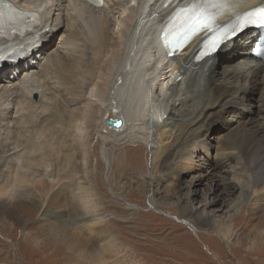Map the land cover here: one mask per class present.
Masks as SVG:
<instances>
[{"label": "rangeland", "instance_id": "rangeland-1", "mask_svg": "<svg viewBox=\"0 0 264 264\" xmlns=\"http://www.w3.org/2000/svg\"><path fill=\"white\" fill-rule=\"evenodd\" d=\"M114 23L112 19L111 33L120 30L118 26L114 28ZM64 27L58 36L54 34V47L61 43V35H67L66 24ZM79 32L80 36L85 34ZM238 47L241 50L243 45L238 44ZM81 51L78 47L75 57L61 55L58 62L49 59L51 52L42 63L44 66L45 61L50 60L41 74L50 79L54 95L61 96L57 97L56 105L51 100L46 101L51 107L47 121L35 126L28 119L22 129L11 125L9 131L15 134L10 135L7 144L5 138L9 131L6 128L0 131V145L6 146L12 140L19 146L0 149V184L4 185V179L10 175L15 179L16 169L24 172V177L19 175L21 184H17L16 189L23 203L22 210L16 213L17 217L15 213L7 219V215H0V256L10 260L9 264H112L109 261L113 259L105 258L109 248L118 254L121 264H264V241L260 238L264 235V182L260 181L257 188L260 194L244 202L241 186L249 178L241 170L243 164L223 166V154L235 151L227 148L229 141L237 140L250 122L262 121L259 112L264 100V77H260L255 90L246 95L247 109L233 108L223 119L218 114H208L203 130L191 134L189 138L193 141L188 144L186 140L181 141L182 136L177 132L173 142H180L181 147L174 145L170 161L164 167L160 160L152 162L155 149L149 143L157 139L148 140L145 117L141 121L144 128L130 126L125 135L122 134V144H116L110 130L100 127V132L96 133L89 120L81 128L73 121V116L65 112L70 99L79 101L76 106H83L95 85L102 88L103 99L108 104L109 88L104 83L119 65L115 57L106 55L103 68L90 54L83 55ZM242 59L241 53L231 57L220 55L216 79L223 78L227 66L231 70L243 66ZM32 100L36 105L41 102L38 94H34ZM106 107H93L90 116L102 119ZM13 113H17L16 107ZM24 135H30L34 142L28 149L20 144L24 142ZM47 146L50 147L46 151ZM105 155L110 156V163H106ZM15 161L20 163L19 168ZM10 166L14 167V173ZM263 176L264 165L258 178ZM51 195L56 197L57 205L48 209ZM189 199L199 210L207 202L216 201L207 210L214 220L211 227L198 229L187 221L184 204ZM64 233H70L81 246L75 247L73 241L66 243L61 239ZM0 264L7 263L2 260Z\"/></svg>", "mask_w": 264, "mask_h": 264}, {"label": "bare ground", "instance_id": "bare-ground-1", "mask_svg": "<svg viewBox=\"0 0 264 264\" xmlns=\"http://www.w3.org/2000/svg\"><path fill=\"white\" fill-rule=\"evenodd\" d=\"M0 2L7 3L10 6L19 22H23L28 16H32L37 22L30 29L20 30L14 34L11 32L6 35L0 34V51L5 49L8 43H19L17 52L0 62V131L5 128L6 131H9L11 125L13 127L19 126L22 129L24 128V121L28 119H31L35 126H38L49 118L51 107H48V101L51 100L56 105L57 97L60 99L61 96H58L59 94L54 95L56 92L50 86V79L41 74L46 71V66L51 63L50 60L47 59L44 66H42V63L47 58V54L54 50L55 45H53L52 39L54 34L58 36L65 28V24L67 35H59L61 43L54 47L55 50L49 55V59L58 62L60 56L65 54L75 57V50L80 47L83 55L87 52L91 55L92 60L99 65L106 64L104 60L106 55H109L110 58L115 57V60L119 63L117 70L111 75L107 83H104L107 86L106 88H109L108 104L103 99L102 88L99 89L95 85L89 96L85 97L86 100L83 106H76L78 100L70 99L67 105L65 104L67 106L64 107V109L66 108L65 112L68 111L73 116V121L80 124L81 128L86 124V120H89L93 126V131H96V133L100 132V127L110 130V135L115 138L114 141L118 144H122L120 142L121 137H123L122 134L130 126L134 125V128H141L140 126L143 125L141 124L142 118L145 117L149 130L148 140L150 137L152 138L151 142L157 139L154 142L155 144L149 143V146L155 149L152 162L160 160L163 162L164 167L167 166L174 145L180 144L181 147L180 142H173L177 132H180V136H182L181 141L186 140L188 144L193 141L189 138L191 134H194L198 129L203 130L206 125L204 118L208 114H210L208 116L218 114L223 119V116L233 108L240 106L247 109L248 107L245 106L246 95L256 88L259 78L262 77L263 79L264 77V57L254 52L255 48L252 49L254 44L256 45L259 42V37L264 36V24L255 25L242 32L233 44L223 49L214 59L196 60L204 36H198L174 60L163 55L159 43V35L169 25L175 11L178 8L189 6L192 2L203 3L207 11L215 17V24L227 27L238 17L264 6V0H103L101 5H95L93 1L88 2L85 0H0ZM46 14L48 15L47 19ZM112 19L115 20L114 28L118 26L120 29L117 33V30L111 33ZM78 32L85 34L80 36ZM237 43L243 45L241 50ZM36 53H39L37 57ZM240 53L243 55L240 62L244 65L236 70H231V67L227 66L225 75L221 69L224 76L221 80H217L218 57L220 55L231 57ZM88 61L90 62V57ZM238 65L240 66V64ZM233 67L236 68L237 66ZM81 86L79 85V87ZM105 90L107 91V89ZM34 94L39 95L41 102L38 105L34 104L32 100ZM65 94L67 93L65 92ZM70 106L74 107L70 108ZM99 106H107L106 112L102 119L101 117L98 120L93 119L90 116L91 110L93 107L97 108ZM15 107L17 113H13ZM39 110L41 111L39 112ZM259 113H261L259 115L262 121L258 123L256 121L250 122L246 128L244 127V133L237 140L231 143L229 141L227 146L228 149L235 151L223 154V166H227L228 163H237L236 166L243 164L241 170L248 175L249 180H246L245 185L242 184L241 186L242 191H244V202L260 194L257 188L260 181L264 182V176L261 177L262 179L258 178L264 165V100ZM62 117L64 116L62 115ZM119 117L123 118L126 124L123 131H114L105 124L106 119ZM236 126L238 127V125ZM142 128L144 127L142 126ZM81 130L83 131V129ZM13 133L15 134V131H9L6 135V144L8 143L7 139H10V135ZM23 137L25 139L24 142L20 143L21 146L26 147L25 149H28L30 145L33 146L34 142L31 140L30 135H24ZM11 141L6 146L0 145V149H3L2 146L5 148L7 146L15 148L16 146L17 148L18 143ZM16 141L18 140L16 139ZM148 142L146 141L147 144ZM49 147L47 146L46 151ZM49 150L51 151V148ZM41 152L43 153V151ZM104 153L107 155V150H104ZM31 154H33V151ZM29 157L32 158L31 155ZM23 158L25 159V157ZM106 158V163H110V156L108 155ZM183 159L188 158L183 157ZM23 161L25 162V160ZM19 162L17 164L16 161L14 162L17 167L20 164ZM12 166L9 169L14 173V167ZM15 171V179L13 176L10 175L9 177L7 175L9 178L4 179V185L0 184V215H7L6 219L11 218V214L14 213L16 216V213L21 211L23 206V203L17 197L16 189L17 184H21L19 175L24 177V172L20 168ZM13 179L15 183H13ZM55 198L54 195H51L49 200L51 203L49 202L48 209L56 207ZM215 202L211 200L204 205V208L202 207L199 210L195 208L193 201L189 199L184 204V217L195 228L211 227L214 220L207 210ZM54 211L55 209L53 213ZM48 213H50V210ZM223 237L227 238L225 235ZM260 238L264 241V235H261ZM61 239L66 243L73 241L75 247L81 246L75 242L70 233H64ZM108 257L113 259L109 261L112 264H121L118 254H114L109 248L105 258ZM2 260L7 264L10 263V260L0 256V261Z\"/></svg>", "mask_w": 264, "mask_h": 264}, {"label": "snow or ice", "instance_id": "snow-or-ice-1", "mask_svg": "<svg viewBox=\"0 0 264 264\" xmlns=\"http://www.w3.org/2000/svg\"><path fill=\"white\" fill-rule=\"evenodd\" d=\"M264 24V6L242 17L231 27L215 24V17L207 11L203 3L192 2L187 7L178 8L169 21L165 35V46L174 55L196 36H204L198 52L199 59H214L233 44L247 25ZM206 34V35H205Z\"/></svg>", "mask_w": 264, "mask_h": 264}, {"label": "water", "instance_id": "water-1", "mask_svg": "<svg viewBox=\"0 0 264 264\" xmlns=\"http://www.w3.org/2000/svg\"><path fill=\"white\" fill-rule=\"evenodd\" d=\"M105 124L110 127L111 129H113L114 131H123L125 128V123L123 118L119 117V118H111V119H106L105 120Z\"/></svg>", "mask_w": 264, "mask_h": 264}, {"label": "clouds", "instance_id": "clouds-1", "mask_svg": "<svg viewBox=\"0 0 264 264\" xmlns=\"http://www.w3.org/2000/svg\"><path fill=\"white\" fill-rule=\"evenodd\" d=\"M257 26H258V24H256ZM255 25H247V27L242 31V32H244V31H246V30H248V29H250V28H252V27H254ZM241 32V33H242ZM240 33V34H241ZM161 34V33H160ZM259 42L258 43H260L261 42V44H263L264 43V36L263 37H259ZM159 43L161 44V35H159ZM258 43L255 45V50H254V52L256 51V49H257V47H258ZM161 51H162V53H163V55L165 56L166 54H165V50L164 49H162V46H161ZM166 57V56H165ZM167 58V57H166ZM197 58H198V54H197V56H196V60H197Z\"/></svg>", "mask_w": 264, "mask_h": 264}]
</instances>
